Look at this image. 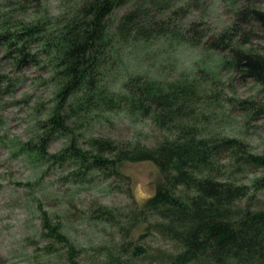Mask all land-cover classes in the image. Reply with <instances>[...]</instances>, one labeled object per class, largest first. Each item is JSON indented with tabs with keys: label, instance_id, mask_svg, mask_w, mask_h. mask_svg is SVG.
Instances as JSON below:
<instances>
[{
	"label": "trees",
	"instance_id": "obj_1",
	"mask_svg": "<svg viewBox=\"0 0 264 264\" xmlns=\"http://www.w3.org/2000/svg\"><path fill=\"white\" fill-rule=\"evenodd\" d=\"M48 1L0 0V125L3 105L21 81L16 72L43 65L54 85L52 105L37 136L22 146L37 161L49 169L73 161L80 178L119 176L126 162L157 166L156 190L142 203L125 212L93 205L91 218L125 228V238L108 251V264H264V201L252 194L253 186L264 187V152L205 125V109L222 107L224 100L264 120V45L252 41L264 38V0H226L232 22L220 32L198 19L184 23L206 0H60L57 15L46 11ZM160 38L219 51V71H182L171 80L127 71L114 85L106 80V74L119 77L117 44ZM3 60L17 70L5 71ZM229 72L260 84L261 99L228 95L218 82ZM102 110L150 119L162 137L147 144L90 134ZM58 137L67 143L52 152ZM246 167L263 175L246 185L237 175ZM44 215L47 235L69 242L61 223ZM133 229H140L137 237ZM147 237L163 245H148Z\"/></svg>",
	"mask_w": 264,
	"mask_h": 264
},
{
	"label": "rangeland",
	"instance_id": "obj_2",
	"mask_svg": "<svg viewBox=\"0 0 264 264\" xmlns=\"http://www.w3.org/2000/svg\"><path fill=\"white\" fill-rule=\"evenodd\" d=\"M180 1L186 3L189 0ZM45 7L50 14L57 15L64 5L60 0H49ZM127 9H118L113 21H117ZM229 10L226 0H206L187 15L184 23L189 25L193 19H198L210 26L212 32H220L232 22ZM33 12L29 10V14ZM172 41L160 38L149 43L117 44L114 53L122 60L119 66L117 64L119 77L116 81L112 79L114 73L106 74V80L114 85L127 71L162 80H171L182 71L191 74L201 69L219 71L222 55L219 51ZM252 41L264 45V38L254 37ZM2 56L0 51V58ZM2 63L5 71L17 70L10 68L4 60ZM16 74L21 81L16 92L3 105V124L0 125V264H108V251L125 238V228L118 223L91 218L93 205L103 203L122 212L135 207L154 194L159 170L150 161L126 162L119 176L106 179L93 173L81 179L73 175L76 170L73 161L51 169L48 164L37 161L22 146L37 136L38 124L49 114L54 85L49 79L51 73L43 65L29 66ZM219 78L218 83L226 86L228 90L225 91L230 96L243 99L262 97L261 85L252 78L244 80L234 72ZM115 87L121 89L118 84ZM228 101L224 100L222 107L205 109L208 116L205 125L215 133L245 140L256 152H264V120L251 119L249 111L234 106L235 100ZM102 113L93 119L94 128L88 131L90 134L122 141L141 140L147 144L162 137L150 119L118 111L102 110ZM77 114L83 116L84 113L77 111ZM66 143L65 138L58 137L50 149L59 152ZM237 175L239 181L247 185L262 176L263 171L246 167ZM252 190L255 199L264 201V187L253 186ZM46 212L54 223H61L69 242L57 241L47 235L44 227ZM121 222L125 223L124 220ZM132 234L137 237L140 229H133ZM156 241L159 240L147 237L145 242L152 246L163 245L162 241ZM70 245L73 251L74 248L77 250L76 256H73Z\"/></svg>",
	"mask_w": 264,
	"mask_h": 264
}]
</instances>
